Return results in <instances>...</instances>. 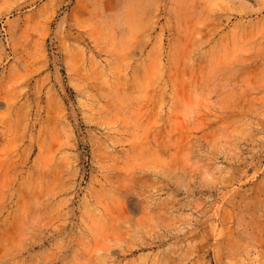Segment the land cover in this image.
<instances>
[{
  "label": "rangeland",
  "instance_id": "374dc122",
  "mask_svg": "<svg viewBox=\"0 0 264 264\" xmlns=\"http://www.w3.org/2000/svg\"><path fill=\"white\" fill-rule=\"evenodd\" d=\"M0 264H264V0H0Z\"/></svg>",
  "mask_w": 264,
  "mask_h": 264
}]
</instances>
